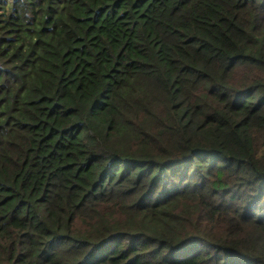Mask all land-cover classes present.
Segmentation results:
<instances>
[{
	"label": "trees",
	"instance_id": "16d2710c",
	"mask_svg": "<svg viewBox=\"0 0 264 264\" xmlns=\"http://www.w3.org/2000/svg\"><path fill=\"white\" fill-rule=\"evenodd\" d=\"M0 264H264V0H0Z\"/></svg>",
	"mask_w": 264,
	"mask_h": 264
},
{
	"label": "rangeland",
	"instance_id": "374dc122",
	"mask_svg": "<svg viewBox=\"0 0 264 264\" xmlns=\"http://www.w3.org/2000/svg\"><path fill=\"white\" fill-rule=\"evenodd\" d=\"M8 1V0H7Z\"/></svg>",
	"mask_w": 264,
	"mask_h": 264
}]
</instances>
